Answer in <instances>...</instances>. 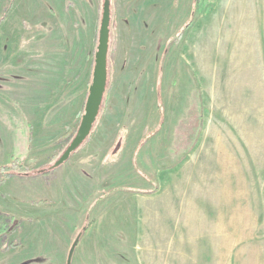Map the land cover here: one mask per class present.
I'll return each mask as SVG.
<instances>
[{
  "label": "rangeland",
  "instance_id": "1",
  "mask_svg": "<svg viewBox=\"0 0 264 264\" xmlns=\"http://www.w3.org/2000/svg\"><path fill=\"white\" fill-rule=\"evenodd\" d=\"M106 83L84 113L103 8ZM0 264H264V0H0ZM45 172V174H42ZM17 242V246H11ZM7 247L6 250H3Z\"/></svg>",
  "mask_w": 264,
  "mask_h": 264
},
{
  "label": "water",
  "instance_id": "2",
  "mask_svg": "<svg viewBox=\"0 0 264 264\" xmlns=\"http://www.w3.org/2000/svg\"><path fill=\"white\" fill-rule=\"evenodd\" d=\"M108 23H109V10L108 5L105 4L100 23V30L98 36V46L95 53L94 67L92 72V80L89 86L88 95L85 101L84 113L81 117L77 132L60 157L59 161L65 160L71 152L81 144L85 137L89 134L92 124L97 116L103 92L106 83V54L108 46ZM78 238L72 243L66 264H70L73 250L77 244Z\"/></svg>",
  "mask_w": 264,
  "mask_h": 264
},
{
  "label": "trees",
  "instance_id": "3",
  "mask_svg": "<svg viewBox=\"0 0 264 264\" xmlns=\"http://www.w3.org/2000/svg\"><path fill=\"white\" fill-rule=\"evenodd\" d=\"M8 12V7L4 9L2 15L0 16V22L6 17V14ZM17 163L18 166H22L21 161H11L10 163L0 165V184L5 182L8 178L12 177V175H15L11 171V166L14 165V163ZM42 174H45V172H42ZM21 222V218H15L12 216L9 220L6 222L0 221V236L5 234H11L15 231V229L18 227V225ZM17 242H13L11 246H17ZM7 247H4L3 250H6Z\"/></svg>",
  "mask_w": 264,
  "mask_h": 264
}]
</instances>
